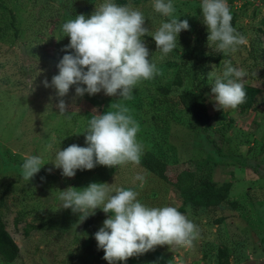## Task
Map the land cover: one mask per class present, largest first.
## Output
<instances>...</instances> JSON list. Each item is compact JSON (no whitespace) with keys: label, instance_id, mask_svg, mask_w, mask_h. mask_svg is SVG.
<instances>
[{"label":"rangeland","instance_id":"1","mask_svg":"<svg viewBox=\"0 0 264 264\" xmlns=\"http://www.w3.org/2000/svg\"><path fill=\"white\" fill-rule=\"evenodd\" d=\"M102 2L0 0V220L18 249L12 262L0 258V264H108L94 234L110 214L97 208L80 222L78 213L60 208L58 198L59 191L80 190L93 182L109 184L113 194L116 188L135 190L137 199L149 207H175L200 229L191 247L157 246L117 264H217V251L223 246L229 249L226 264H264V104L242 111L218 110L209 79L212 72L222 74L229 61L245 70L247 75L239 82L257 88L264 103V0L228 3L234 28L248 44L227 53L208 45L200 0H172L173 15L186 19L190 30L179 33L177 47L166 56L156 49L151 35L169 18L154 11L153 0H123L122 4L114 0L144 14L149 34L143 41L150 62L161 74L135 86L130 100L107 96L101 90L92 103L98 114L115 110L114 104L129 109L139 124L137 141L143 146L142 154L153 151L164 162L169 181L188 171L197 189L227 184L228 201L213 209L183 205L170 183L140 165H97L76 170L69 178L51 163L59 148L86 146L85 131L95 113L89 111L87 93L76 96L75 85L59 98L42 81L51 82L66 54L62 49L69 38L62 32L63 23L80 14L90 17ZM176 74L182 77L180 87L172 83ZM193 90L206 98L210 121L205 126L176 103L181 91ZM74 97L79 98V108L68 106V113L60 115L58 100L68 103ZM28 155L42 157L45 164L25 181L21 165ZM137 175L144 176V182L137 181Z\"/></svg>","mask_w":264,"mask_h":264},{"label":"clouds","instance_id":"2","mask_svg":"<svg viewBox=\"0 0 264 264\" xmlns=\"http://www.w3.org/2000/svg\"><path fill=\"white\" fill-rule=\"evenodd\" d=\"M154 11L167 21L151 35L156 49L166 56L177 47V37L183 30H190L188 21L173 15L172 0H153ZM202 22L208 31V45L214 44L216 52H235L247 46L248 40L232 26V15L227 0H200ZM145 16L127 5L114 0H103L95 6L90 17L77 15L62 25L69 43L62 49L66 54L56 65L58 74L42 81L46 88H53L56 97H65L71 86L75 94L89 96L103 90L110 97L132 99L135 86L160 75L157 66L150 62L149 49L143 37L149 34L144 26ZM68 50H71L70 52ZM247 73L225 62L224 71L210 73L212 99L218 110L236 109L246 102V91L239 81ZM83 85V87L81 86ZM58 113H68L63 99L56 104ZM113 111L94 115L85 131V147L71 144L55 153L51 163L61 169L64 177H74L76 170H91L97 165L116 167L128 163L139 165L143 146L137 141L138 122L129 115V109L114 104ZM49 148L51 145L48 146ZM45 163L42 157L28 155L21 165V175L30 181ZM51 172V169L48 170ZM137 181L145 177L137 175ZM139 193L132 189L116 188L107 183H90L77 190L69 187L59 191L60 208L79 214L82 222L97 208L108 215L102 227L94 234L97 248L103 250L108 264L124 262L142 255L157 246L191 247L199 237L198 226L172 206L149 207L141 203Z\"/></svg>","mask_w":264,"mask_h":264},{"label":"trees","instance_id":"3","mask_svg":"<svg viewBox=\"0 0 264 264\" xmlns=\"http://www.w3.org/2000/svg\"><path fill=\"white\" fill-rule=\"evenodd\" d=\"M120 4L123 3V0H118ZM231 0H227V3H230ZM71 7L74 9L75 4L71 3ZM13 23V20H11ZM232 26L234 27V19L232 18ZM264 33V32H263ZM219 57V56H218ZM215 63L217 59L214 60ZM173 85L176 87H180L182 85V77L180 74H176L173 79ZM244 86V90L246 91V102L236 109L239 111L253 109L259 105L264 104L261 99H259V90L257 88L251 86ZM85 95V94H84ZM83 95V96H84ZM82 96V97H83ZM87 99L90 100L91 106L89 111H93V109L98 111V107L96 104L92 103V99L95 98V95H85ZM80 98V97H79ZM79 98L74 97L70 98L66 103L73 110H77L79 108ZM86 98V97H84ZM205 96L201 91L193 90V91H181L176 97L177 105L185 112L187 115L191 117L195 122H197L201 126H205L210 121V118L207 114ZM152 104L151 101H149ZM156 104L154 106L156 107ZM219 116L216 117V119ZM156 120L157 118H152ZM140 167H142L147 173L154 175L164 182L170 183L174 190L177 192L178 197L180 198L183 205H189L192 209L203 208V209H213L218 207L219 205L225 204L228 201V185L223 184L218 188H209V189H197L195 187V182L192 174L188 171L180 172L176 177L174 182L169 181L167 176L165 175V164L163 161L158 158L157 155L153 151H146L142 154L141 160L139 163ZM234 206V204H231ZM220 220H217L216 223H219ZM17 246L10 238L9 234L5 231L3 223L0 220V258L4 262H12L17 256ZM229 257V249L225 246L220 248L217 251L216 263L217 264H226Z\"/></svg>","mask_w":264,"mask_h":264}]
</instances>
